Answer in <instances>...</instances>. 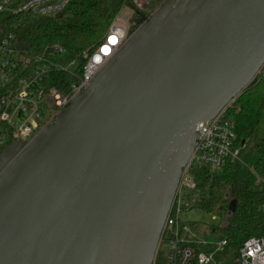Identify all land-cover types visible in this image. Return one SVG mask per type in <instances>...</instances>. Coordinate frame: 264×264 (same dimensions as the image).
Listing matches in <instances>:
<instances>
[{
    "label": "water",
    "instance_id": "water-1",
    "mask_svg": "<svg viewBox=\"0 0 264 264\" xmlns=\"http://www.w3.org/2000/svg\"><path fill=\"white\" fill-rule=\"evenodd\" d=\"M136 14L137 30L56 121L2 151L0 264H154L197 125L264 65V0H168Z\"/></svg>",
    "mask_w": 264,
    "mask_h": 264
},
{
    "label": "built area",
    "instance_id": "built-area-1",
    "mask_svg": "<svg viewBox=\"0 0 264 264\" xmlns=\"http://www.w3.org/2000/svg\"><path fill=\"white\" fill-rule=\"evenodd\" d=\"M14 1L0 0V13L22 11L50 17L63 11L70 2L17 0L20 3L17 9L12 6ZM167 1L127 0L125 6L130 7L135 14L140 11L151 17ZM153 3L155 8L151 9ZM133 24L134 21H128L118 14L98 49L91 55L85 54L88 62L82 74L71 84L69 94L48 86L52 72L68 71L75 65L72 62L66 67L55 61L62 56L63 49L52 47L42 55L30 57L9 39H0V155L7 145L28 143L45 126L55 122L59 112L67 109L73 98L89 87L101 68L127 42L132 35L130 29ZM259 76L264 78V65ZM230 106L213 119L197 125L194 153L183 170L159 242L157 255L160 253L166 264H214L215 250L229 244L230 240L225 238L213 246V251H209V245L187 241L186 236L192 232V227L184 221V216L196 208L199 200L193 170L206 167L211 173H220L230 162L238 160L246 147L245 141L239 138L235 121L228 116ZM261 211L264 214V204ZM239 256L240 264H264V234L251 237L240 245Z\"/></svg>",
    "mask_w": 264,
    "mask_h": 264
},
{
    "label": "trees",
    "instance_id": "trees-1",
    "mask_svg": "<svg viewBox=\"0 0 264 264\" xmlns=\"http://www.w3.org/2000/svg\"><path fill=\"white\" fill-rule=\"evenodd\" d=\"M19 4L16 0L12 6L18 9ZM126 4L127 0H70L63 11L50 17L22 11L0 13V39H9L30 57L52 47L63 49L55 61L66 67L72 62L75 65L68 71L52 72L48 86L69 94L71 84L88 62L85 54L98 49ZM138 27L134 24L130 33ZM228 116L235 121L240 140L246 143L239 159L220 173L197 167L192 174L199 196L196 208L221 220L220 228L214 230L220 231L221 240L227 238L240 246L264 234V78L257 77L232 103ZM233 201L236 209L230 214ZM155 264H165L160 253Z\"/></svg>",
    "mask_w": 264,
    "mask_h": 264
},
{
    "label": "rangeland",
    "instance_id": "rangeland-1",
    "mask_svg": "<svg viewBox=\"0 0 264 264\" xmlns=\"http://www.w3.org/2000/svg\"><path fill=\"white\" fill-rule=\"evenodd\" d=\"M120 15L131 22L136 21L139 18V16L132 12L130 7L127 6L123 7ZM184 221L189 222L192 227V232L186 236L187 241L209 245V249L211 246L213 247L222 241L220 239V231L214 232V230L219 229L222 224L218 217L199 208H194L187 212L184 216ZM239 251L240 246L229 241V244L226 247L215 250L213 257L214 264H240ZM164 263L166 264L165 258Z\"/></svg>",
    "mask_w": 264,
    "mask_h": 264
},
{
    "label": "flooded vegetation",
    "instance_id": "flooded-vegetation-1",
    "mask_svg": "<svg viewBox=\"0 0 264 264\" xmlns=\"http://www.w3.org/2000/svg\"><path fill=\"white\" fill-rule=\"evenodd\" d=\"M134 22H135V24H137L136 21H134ZM133 25H134V24H133Z\"/></svg>",
    "mask_w": 264,
    "mask_h": 264
}]
</instances>
